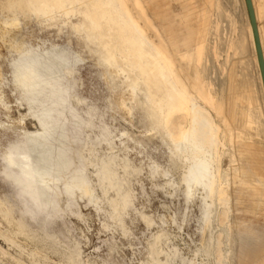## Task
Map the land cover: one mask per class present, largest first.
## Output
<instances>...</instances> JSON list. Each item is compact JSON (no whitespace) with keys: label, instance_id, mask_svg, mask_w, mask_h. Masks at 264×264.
Instances as JSON below:
<instances>
[{"label":"rangeland","instance_id":"obj_1","mask_svg":"<svg viewBox=\"0 0 264 264\" xmlns=\"http://www.w3.org/2000/svg\"><path fill=\"white\" fill-rule=\"evenodd\" d=\"M6 1L0 0V264H264V191L256 197L234 175L238 169L240 177L257 184L264 172V101L242 0H220L224 14L212 11L210 48L200 65L203 84L227 102L226 121L241 128L242 137L237 129L233 140H226L224 114L197 97L220 126L222 142L213 167L219 170L220 186L228 190V206L212 201L201 186L187 196L185 156L176 155L170 139L148 122L144 91L129 85L133 73L104 66L95 45L75 31L72 23L79 16L48 21L13 15L5 9ZM137 1L147 6V0ZM157 1L173 11L176 28L182 26L184 3L190 0ZM192 2L201 9L200 0ZM260 21L264 41V5ZM52 50L68 53L71 62L73 70L63 84L72 95L70 105L87 126L83 144L73 149H82L97 197L92 202L76 197L68 205L62 196L60 213L44 228L21 213L2 169L9 148L39 126L25 91L14 81L13 66L22 52ZM239 98L246 99V112L248 99L253 102V111L260 114L257 123L249 125L246 117L243 125L233 121ZM98 161L110 162L120 190L130 196L131 204L119 219L111 209L118 191L95 184ZM79 162L77 157L74 166Z\"/></svg>","mask_w":264,"mask_h":264},{"label":"bare ground","instance_id":"obj_2","mask_svg":"<svg viewBox=\"0 0 264 264\" xmlns=\"http://www.w3.org/2000/svg\"><path fill=\"white\" fill-rule=\"evenodd\" d=\"M242 2L247 10L245 0ZM252 2L264 53L260 21L264 0ZM200 4L201 9L192 0L184 3L186 12L180 17L183 23L177 28L173 11L157 0H147V6L137 0H7L5 9L13 15H33L48 21L79 16L78 22L72 23L75 31L95 45L104 66L133 73L129 85L133 91L139 88L144 91L143 106L148 122L170 139L176 155L185 156L187 171L183 182L187 196L192 195L194 187L201 186L209 191L212 201L228 206V190L220 186L219 170L213 167L217 162L214 152L222 142L220 126L206 107L198 104L197 97L224 114L226 140L232 141L237 129L242 137V129L233 128L226 121L227 102L216 99L210 86L203 84L200 65L205 50L210 48L212 11L222 15L225 10L220 0H200ZM247 18L248 38L264 101L248 10ZM67 54L55 50L44 54L22 52L13 66L14 81L25 91L29 110L39 126L18 145L9 148L3 158L2 176L11 182L21 213L30 215L44 228L60 213L62 196L67 197L68 205L76 197L91 202L97 197L86 173L82 149H73L74 144H83L82 135L87 126L70 105L72 95L63 84L65 75L73 70ZM238 100L233 121L243 125L246 117L249 125L257 123L260 114L253 111V102L248 99L246 112L242 109L246 99ZM77 157L80 162L74 166ZM109 165L103 161L94 164L95 184L97 187L107 184L118 191L111 209L112 216L119 219L120 211L130 206L131 201L129 194L120 190L122 183ZM234 175L240 178V184L250 187L260 197L264 191V172L257 184L240 177L238 169ZM206 220L210 222V210Z\"/></svg>","mask_w":264,"mask_h":264},{"label":"water","instance_id":"obj_3","mask_svg":"<svg viewBox=\"0 0 264 264\" xmlns=\"http://www.w3.org/2000/svg\"><path fill=\"white\" fill-rule=\"evenodd\" d=\"M245 2H246L248 14H249L250 23H251L252 30H253L256 52H257V57H258V63H259L260 72H261L262 81H263V86H264V53H263V49H262V45H261L258 23H257V19H256V13H255V10L253 7L252 0H245Z\"/></svg>","mask_w":264,"mask_h":264}]
</instances>
